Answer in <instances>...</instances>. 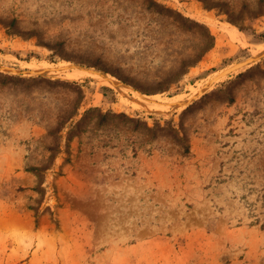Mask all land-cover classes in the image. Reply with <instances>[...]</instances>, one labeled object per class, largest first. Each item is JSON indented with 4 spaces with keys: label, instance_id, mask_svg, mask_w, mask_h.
Returning a JSON list of instances; mask_svg holds the SVG:
<instances>
[{
    "label": "rangeland",
    "instance_id": "obj_1",
    "mask_svg": "<svg viewBox=\"0 0 264 264\" xmlns=\"http://www.w3.org/2000/svg\"><path fill=\"white\" fill-rule=\"evenodd\" d=\"M0 264H264V0H0Z\"/></svg>",
    "mask_w": 264,
    "mask_h": 264
},
{
    "label": "bare ground",
    "instance_id": "obj_2",
    "mask_svg": "<svg viewBox=\"0 0 264 264\" xmlns=\"http://www.w3.org/2000/svg\"><path fill=\"white\" fill-rule=\"evenodd\" d=\"M36 70V69H35ZM44 70V69H43ZM100 76L98 77L99 80H103L104 83H107L109 85H111V87L115 88V90L121 91V87L118 84L117 80H115L114 78H110V77H105L101 74H99ZM68 77V76H67ZM70 77V76H69ZM94 77H97L96 75ZM198 91V89H197ZM196 92V91H195ZM145 101L149 102V100L145 99ZM150 103V102H149Z\"/></svg>",
    "mask_w": 264,
    "mask_h": 264
}]
</instances>
